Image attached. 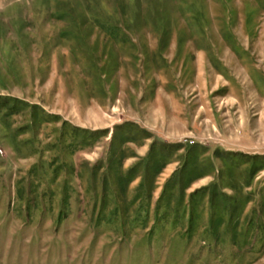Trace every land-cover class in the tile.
Instances as JSON below:
<instances>
[{
	"label": "rangeland",
	"instance_id": "obj_1",
	"mask_svg": "<svg viewBox=\"0 0 264 264\" xmlns=\"http://www.w3.org/2000/svg\"><path fill=\"white\" fill-rule=\"evenodd\" d=\"M0 264H264V0H0Z\"/></svg>",
	"mask_w": 264,
	"mask_h": 264
},
{
	"label": "built area",
	"instance_id": "obj_2",
	"mask_svg": "<svg viewBox=\"0 0 264 264\" xmlns=\"http://www.w3.org/2000/svg\"><path fill=\"white\" fill-rule=\"evenodd\" d=\"M4 155V151L3 150H0V158H2Z\"/></svg>",
	"mask_w": 264,
	"mask_h": 264
}]
</instances>
